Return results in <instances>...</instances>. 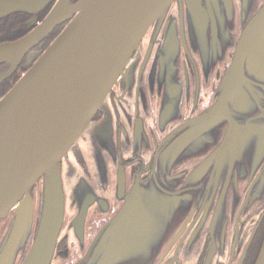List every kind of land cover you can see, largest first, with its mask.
<instances>
[{
    "label": "water",
    "instance_id": "1",
    "mask_svg": "<svg viewBox=\"0 0 264 264\" xmlns=\"http://www.w3.org/2000/svg\"><path fill=\"white\" fill-rule=\"evenodd\" d=\"M239 1L242 17L254 0ZM32 2L9 0L11 8L0 5V10ZM173 3L181 14L185 6L192 46L202 37L215 41L228 35L231 41L230 31L235 30L238 18L235 0H78L73 6L70 0H57L35 31L17 42L0 45V62L12 61L74 14L0 100V220L9 219L0 239V264L51 263L65 214L61 160L93 128L97 111L110 119L109 91L124 70L133 69L132 52L151 24L165 18ZM164 36V45L156 54L158 76L169 79L167 86L171 87L170 79H180L176 64L180 46L175 28L166 27ZM177 101L168 89L160 120H173L172 106L180 113L179 104L174 108ZM95 131L102 134V126ZM219 140L214 152L191 171L190 181L197 182L209 170L217 176L245 172L248 161L252 164L264 158L261 13L242 31L213 103L168 135L157 172L146 184L136 183L131 188L121 208L74 264H154L173 229V216L186 206L192 188L177 190L172 170L204 156ZM38 181L37 199L31 189ZM79 204L72 221L76 230L83 228L88 209L82 199ZM163 264L174 263L167 260ZM255 264H264V241Z\"/></svg>",
    "mask_w": 264,
    "mask_h": 264
},
{
    "label": "flooded vegetation",
    "instance_id": "2",
    "mask_svg": "<svg viewBox=\"0 0 264 264\" xmlns=\"http://www.w3.org/2000/svg\"><path fill=\"white\" fill-rule=\"evenodd\" d=\"M56 2L33 0L28 6L9 9V0H0V5L9 7L0 10V45L17 42L35 31ZM77 2L70 0V5ZM235 4L238 18L235 30L230 31L231 41L228 35L215 41L202 37L193 48L185 6L181 14L177 3L171 5L162 21L151 24L130 56L133 69L124 70L109 91L110 119L97 111L91 122L93 128L61 160L65 214L50 264H74L84 256L131 188L136 183L146 184L157 172L158 157L168 135L213 103L223 75L234 60L242 31L258 14L264 15V0L252 1V8L242 17L240 1L235 0ZM73 16L58 22L12 61L0 62V100ZM166 27L176 29L180 46L176 61L180 79H170L174 84L171 87L167 86L169 79L158 76L160 60L156 58L164 45ZM168 89L177 97L173 105L175 109L176 104L180 105V113L172 106L174 118L165 122L159 113ZM101 126L102 134H97L95 129ZM220 140L204 156L172 170L177 190L190 185L192 188L185 198L186 206L175 212L173 229L154 264L167 260L174 264H255L264 241V158L252 164L248 161L245 172L217 176L209 170L197 182L190 181L191 171L214 152ZM40 183L31 189L32 197L35 193L37 199ZM80 199L88 209L83 228L76 230L72 221L79 213ZM8 222H0V239Z\"/></svg>",
    "mask_w": 264,
    "mask_h": 264
},
{
    "label": "rangeland",
    "instance_id": "3",
    "mask_svg": "<svg viewBox=\"0 0 264 264\" xmlns=\"http://www.w3.org/2000/svg\"><path fill=\"white\" fill-rule=\"evenodd\" d=\"M3 221V220H0V222Z\"/></svg>",
    "mask_w": 264,
    "mask_h": 264
}]
</instances>
